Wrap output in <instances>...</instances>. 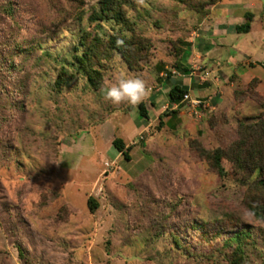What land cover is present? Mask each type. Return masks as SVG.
<instances>
[{
    "label": "rangeland",
    "instance_id": "rangeland-1",
    "mask_svg": "<svg viewBox=\"0 0 264 264\" xmlns=\"http://www.w3.org/2000/svg\"><path fill=\"white\" fill-rule=\"evenodd\" d=\"M124 1L146 54L130 65L114 53L93 89L70 63L83 31L98 32L99 0H0V264H231L225 239L240 229L244 264H264V221L244 205L255 175L227 159L220 175L200 155L264 119V0ZM62 66L75 76L58 90ZM121 74L146 82L148 119L105 99ZM179 79L200 103L170 104Z\"/></svg>",
    "mask_w": 264,
    "mask_h": 264
},
{
    "label": "trees",
    "instance_id": "trees-1",
    "mask_svg": "<svg viewBox=\"0 0 264 264\" xmlns=\"http://www.w3.org/2000/svg\"><path fill=\"white\" fill-rule=\"evenodd\" d=\"M176 1L189 7V9L194 7L193 2L190 0ZM98 4V7L94 8L88 17L89 23H95V28L98 29V32L91 34L88 31H83L78 45L74 48L73 61L70 63L79 72L83 73L87 84L93 89H98L101 85L103 61H108L116 53L131 65L132 60L136 59L147 48V41L136 32L135 22L130 20L127 15V10L124 8L126 6L124 0H99ZM244 17L246 19L245 22L234 26L235 32H249L253 15L250 12H245ZM105 23L117 26H112L107 37H103L104 35L100 34V30ZM80 47L82 50L78 52ZM204 49H209V46L206 45ZM180 51L181 49L178 50V52ZM142 54L144 57L146 53ZM175 68L184 74H187L189 70L178 62ZM74 76L75 73L73 71L64 66L60 67L54 81L55 87L58 90L62 89ZM167 78L170 79V73L167 74ZM180 81L179 79L169 85L167 94L170 104H179L183 99V95L189 92L188 87ZM137 111L144 119L149 118L144 103L138 104ZM167 115L170 117L169 121L175 117L176 111L172 110L170 114H164V116ZM159 119L160 123H162V117ZM244 134L243 138L229 150L221 148L211 151L201 150L200 155L210 159L212 167L220 175H227L222 165L223 159H227L232 164L236 173L245 175L248 179V176L255 175V180L252 181L254 184L251 185L247 195L245 194L244 205L256 219L264 221V119L256 122L253 127L244 125ZM112 147L126 160H130L132 145H125L122 138L116 137L112 140ZM88 206L91 210L95 209L96 204L93 198L88 199ZM211 229L216 231L212 235L219 233L217 228H215L216 230L214 228ZM221 231H224V226L221 227ZM249 237L250 234L247 230L240 229L234 232L230 238L225 239L227 246L234 245L232 254L227 256L231 264H244L245 251L243 248ZM173 239L175 246H183L180 244L177 234H173Z\"/></svg>",
    "mask_w": 264,
    "mask_h": 264
},
{
    "label": "clouds",
    "instance_id": "clouds-1",
    "mask_svg": "<svg viewBox=\"0 0 264 264\" xmlns=\"http://www.w3.org/2000/svg\"><path fill=\"white\" fill-rule=\"evenodd\" d=\"M148 91L146 82L143 79L121 74L114 83L104 90V96L112 104L127 102L135 106L147 97Z\"/></svg>",
    "mask_w": 264,
    "mask_h": 264
},
{
    "label": "crops",
    "instance_id": "crops-1",
    "mask_svg": "<svg viewBox=\"0 0 264 264\" xmlns=\"http://www.w3.org/2000/svg\"><path fill=\"white\" fill-rule=\"evenodd\" d=\"M190 79H192V78H190ZM194 80H195V79H194ZM190 81H191V80H190ZM180 82L188 87L189 92H193V93H194V91H196V92L198 91V90L195 89V88H196L195 86L197 85L195 81L192 82L193 84H192L191 82H189V84H187L186 82H183L182 80H181ZM169 85H170V84H169ZM192 86H193V88H192ZM194 87H195V88H194ZM190 94H191V93H190ZM142 127H143V125L140 123L138 129H139V128L141 129Z\"/></svg>",
    "mask_w": 264,
    "mask_h": 264
},
{
    "label": "built area",
    "instance_id": "built-area-1",
    "mask_svg": "<svg viewBox=\"0 0 264 264\" xmlns=\"http://www.w3.org/2000/svg\"><path fill=\"white\" fill-rule=\"evenodd\" d=\"M183 100H189L191 103H193V104H198V103H200V100L199 99H197V98H191L190 97V93L188 92V93H185L184 95H183Z\"/></svg>",
    "mask_w": 264,
    "mask_h": 264
}]
</instances>
